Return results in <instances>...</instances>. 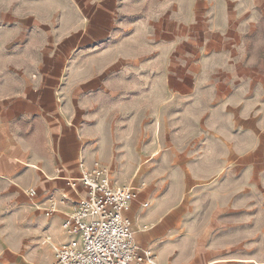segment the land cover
Masks as SVG:
<instances>
[{
    "label": "crops",
    "instance_id": "0c3cea01",
    "mask_svg": "<svg viewBox=\"0 0 264 264\" xmlns=\"http://www.w3.org/2000/svg\"><path fill=\"white\" fill-rule=\"evenodd\" d=\"M180 6L178 19L200 28L186 73L169 68L151 81L152 124L135 157L110 152L117 143L105 139V164L130 175L106 178L137 193L125 217L157 264H232L239 245L264 246V0ZM56 102L30 82L0 93V199H21L0 200V260L52 264L77 239L62 224L86 194L71 181L91 171L94 155Z\"/></svg>",
    "mask_w": 264,
    "mask_h": 264
},
{
    "label": "rangeland",
    "instance_id": "374dc122",
    "mask_svg": "<svg viewBox=\"0 0 264 264\" xmlns=\"http://www.w3.org/2000/svg\"><path fill=\"white\" fill-rule=\"evenodd\" d=\"M181 1L0 0V93L30 82L38 94H53L71 127L89 138L84 149L92 148L106 177H130L129 167L105 164V139L117 143L110 152L135 157L152 124L151 81L169 68L186 73L200 28L178 19ZM188 31L195 36L191 43ZM0 200L2 206L21 202ZM250 252L264 258L261 244L239 245L232 264H253L245 261ZM14 263L11 255L0 260Z\"/></svg>",
    "mask_w": 264,
    "mask_h": 264
},
{
    "label": "built area",
    "instance_id": "2783aa9c",
    "mask_svg": "<svg viewBox=\"0 0 264 264\" xmlns=\"http://www.w3.org/2000/svg\"><path fill=\"white\" fill-rule=\"evenodd\" d=\"M79 180L86 194L62 224L63 231L77 239L58 247L52 264H157L150 250L135 244L131 222L125 217L137 193L130 187L111 188L97 162ZM27 195L34 198L36 191L30 189ZM52 208L45 211L47 217Z\"/></svg>",
    "mask_w": 264,
    "mask_h": 264
},
{
    "label": "bare ground",
    "instance_id": "6f19581e",
    "mask_svg": "<svg viewBox=\"0 0 264 264\" xmlns=\"http://www.w3.org/2000/svg\"><path fill=\"white\" fill-rule=\"evenodd\" d=\"M80 180H79V178H78V180H75V181H73V182H75V183H77V182H79Z\"/></svg>",
    "mask_w": 264,
    "mask_h": 264
}]
</instances>
